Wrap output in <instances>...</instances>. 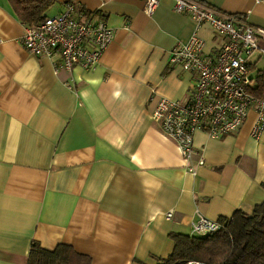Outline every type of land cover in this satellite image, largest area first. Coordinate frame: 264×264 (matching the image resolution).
Segmentation results:
<instances>
[{
	"label": "crops",
	"instance_id": "1",
	"mask_svg": "<svg viewBox=\"0 0 264 264\" xmlns=\"http://www.w3.org/2000/svg\"><path fill=\"white\" fill-rule=\"evenodd\" d=\"M159 1L149 17L144 0H55L49 16L73 6L114 32L96 69L59 76L53 60L26 49L27 26L0 0V264H28L34 241L70 245L92 264H160L174 251L171 233L264 203L255 111L235 135L196 133L206 162L196 176L153 120L162 98L183 102L194 84L170 66L173 48L197 34L217 54L224 41L177 14L173 0ZM199 1L264 29V0ZM252 61L255 88L264 56Z\"/></svg>",
	"mask_w": 264,
	"mask_h": 264
},
{
	"label": "built area",
	"instance_id": "2",
	"mask_svg": "<svg viewBox=\"0 0 264 264\" xmlns=\"http://www.w3.org/2000/svg\"><path fill=\"white\" fill-rule=\"evenodd\" d=\"M144 12L151 17L159 0H144ZM177 14L192 18L201 28L210 25L222 38L217 54L207 51L206 41L194 35L170 52V66H180L194 77L190 97L183 102L162 98L152 113L161 132L174 141L188 172L196 176L205 159L195 145L197 132L214 139L235 135L251 111L257 114L253 137L264 132V99L251 93L253 57L264 56V29L251 25L243 15L225 14L199 0H173ZM114 40V32L96 15H77L73 6L64 13L45 17L37 26L27 27L23 45L33 55L54 62L57 75L76 67L90 71L98 67ZM198 157V162L193 161ZM173 212L167 214L171 219ZM224 229L223 224L202 216L192 225L191 237H206ZM186 264H201L190 261Z\"/></svg>",
	"mask_w": 264,
	"mask_h": 264
},
{
	"label": "trees",
	"instance_id": "3",
	"mask_svg": "<svg viewBox=\"0 0 264 264\" xmlns=\"http://www.w3.org/2000/svg\"><path fill=\"white\" fill-rule=\"evenodd\" d=\"M16 15L27 27L37 26L55 0H9ZM251 93L264 99V77L257 78ZM218 222L224 229L206 237H191L171 233L173 253L160 264H186L198 261L201 264H264V203L257 205L252 213L235 212L232 218ZM28 264H92L89 256L78 253L72 246L60 244L54 250L44 249L34 241Z\"/></svg>",
	"mask_w": 264,
	"mask_h": 264
}]
</instances>
